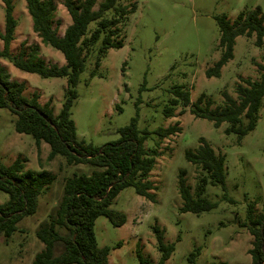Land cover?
<instances>
[{"label":"rangeland","instance_id":"rangeland-1","mask_svg":"<svg viewBox=\"0 0 264 264\" xmlns=\"http://www.w3.org/2000/svg\"><path fill=\"white\" fill-rule=\"evenodd\" d=\"M10 1L17 21L10 53L17 54L21 44L26 50L37 46V57L46 65H64L62 54L43 45L32 32L25 1ZM54 3L52 25L62 36L71 20L62 4ZM132 3L136 5L134 12L118 25L123 46L107 51L94 76L90 74L95 69L94 50L99 42L87 55L75 87L71 118L78 140L101 147L116 141L117 129L137 116L138 131L150 132L145 149L155 148L159 153L148 178L154 186V200L136 195L131 187L121 190L110 209L123 213L126 222L113 227L105 217H98L94 223L97 245L109 248L108 264H139L138 249L150 264H157L161 257L153 231L157 226L163 232L164 245H173L164 264H251L247 207L253 206L252 220L263 213L264 97L254 129L241 139L226 133L227 123L214 127L212 122L191 115L189 107H178L170 118L163 115V110L174 98L175 89L188 91L191 103L203 94L213 108L223 103L224 92L235 99V88L242 80H259L257 64L264 66V47L254 45V35L235 38L232 58L221 67L219 76L208 78L205 73L222 55L217 18L225 16L233 21L239 12L256 8L264 14V0H120L118 4ZM94 27L95 22L90 23L87 33ZM3 31L4 3L0 0V32ZM0 65L9 81L25 85L24 96L37 93L40 105L49 102L53 113L59 112L67 86L65 78L42 79L1 58ZM14 119L6 109H0V161L10 165L19 157L25 160V169L45 170L55 177L38 197L36 212L19 221L17 231L10 237L0 235V264H31L43 249L35 234L49 224L63 194L64 179L74 174L90 175L96 168L66 165L60 156L48 160V145L41 143L37 147L30 135L16 133ZM176 123L177 133L157 139V129ZM200 140L216 155L224 156V182H207L195 195L199 177L207 174L190 164L185 152H196ZM180 172L184 173L191 195L213 203L212 209L198 214L180 210ZM6 200L7 195L0 192V204Z\"/></svg>","mask_w":264,"mask_h":264},{"label":"trees","instance_id":"trees-1","mask_svg":"<svg viewBox=\"0 0 264 264\" xmlns=\"http://www.w3.org/2000/svg\"><path fill=\"white\" fill-rule=\"evenodd\" d=\"M1 1L4 3V31L0 32L3 44L0 58L16 69L36 74L42 79L65 78L67 86L63 103L55 115L49 102L43 106L39 104L37 93L31 97L24 96L25 85L9 81L8 74L0 65V109H6L15 117L13 125L16 133L30 135L37 147L41 143L48 145V160L60 156L66 165H90L96 168L90 175L74 174L64 179L63 194L49 217V224L35 234L43 249L34 256L31 264H108L109 248L98 247L94 234L95 220L105 217L113 227L125 224L126 216L110 209L114 198L125 188L131 187L136 195L154 200V186L148 178L159 153L155 148L152 151L145 149L144 142L150 132L138 131L137 116L128 125L117 129L119 137L116 141L95 147L78 140L71 109L76 99L75 87L90 50L99 42L94 50L95 69L90 74L94 76L107 51L123 46L118 25L127 14L134 12L136 5H121L118 4L120 0H24L31 18L32 32L43 45L62 54L65 63L57 66L46 65L38 58L37 46L26 50L25 45L21 44L17 54L10 53L17 21L13 17L11 1ZM55 1L62 4L71 20L62 36H58L57 28L52 25ZM107 12H111L109 17H106ZM92 22H95V27L87 33L88 25ZM217 25L222 55L206 71L208 78L219 76L221 67L232 58L235 38H251L254 35V45L264 47V14L259 8L239 12L233 21L225 16L218 17ZM257 69L260 71L258 81L242 80L235 88V99L224 92L223 103L213 108V103L205 99L203 94L195 103H191L188 91L175 89L174 98L165 106L163 115L170 118L178 107L183 110L189 107L191 115L212 122L214 127L227 123L226 133H233L241 139L254 129L264 97V66L257 64ZM178 131L176 123L157 129L155 134L157 139L162 140ZM199 143L196 152H185L186 160L207 174L199 177L195 195L200 194L207 182L211 185H223L224 182V156L216 155L203 140ZM24 163L25 160L19 157L10 165L0 161V192L7 195V200L0 204V235L4 237H10L17 231L19 221L36 212L38 197L45 193L55 179L45 170L34 172L25 169ZM178 192L182 200V212L198 214L214 206L191 195L183 172L179 174ZM247 214L250 220L248 231L252 237V246L248 251L251 264H264V205L263 213L254 220L253 206L250 204ZM153 231L157 250L161 253L157 264H164L173 245H164L163 232L157 226L153 227ZM136 257L139 264H150L139 249Z\"/></svg>","mask_w":264,"mask_h":264},{"label":"water","instance_id":"water-1","mask_svg":"<svg viewBox=\"0 0 264 264\" xmlns=\"http://www.w3.org/2000/svg\"><path fill=\"white\" fill-rule=\"evenodd\" d=\"M42 116V114H40Z\"/></svg>","mask_w":264,"mask_h":264}]
</instances>
